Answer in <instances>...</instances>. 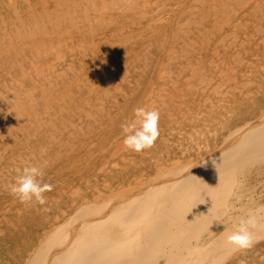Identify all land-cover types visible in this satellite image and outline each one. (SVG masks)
Instances as JSON below:
<instances>
[{"label": "bare ground", "instance_id": "6f19581e", "mask_svg": "<svg viewBox=\"0 0 264 264\" xmlns=\"http://www.w3.org/2000/svg\"><path fill=\"white\" fill-rule=\"evenodd\" d=\"M19 3L27 7L24 14ZM7 11L14 18L8 16ZM184 11L188 12L186 21L182 18ZM211 11L229 26L233 34L241 35L236 44L238 42V49L243 50L249 60L240 72L234 69V65L224 63L222 57H218L217 68L211 72L206 62L210 60L207 58L205 61L196 48L195 41L200 31L214 34L215 27L208 24ZM236 12L231 0H40L39 6L35 5V0H0V160L4 158L6 161V164L0 162V185L4 189L15 182L23 167H41L46 157L60 160L62 142L51 153L45 144L40 143L38 158L32 151L28 137L39 140L41 128L66 134L70 142L73 133H83L86 122L98 123L106 113L120 109L122 97L119 95L126 93L122 90L125 84L121 87L119 79L124 76L119 73V77L105 88L104 97H101L94 94L96 86L101 83L91 78L92 70L86 73L75 64L74 54L85 59L96 43H111L116 30L93 33L94 28L88 29L89 23L110 27L118 17L125 16L126 26L122 27L120 38L128 39L131 27L136 25L137 38L144 39L142 47L148 53L153 48L148 37L160 32L161 28L168 29L165 26L168 23L170 27L173 25L170 36L174 45L162 52L154 70L160 83L157 87L151 83L138 107L158 109L160 105L165 108L172 137L169 134L161 136V133L159 139L166 138L177 146L176 151L164 157L161 154L164 150L158 151L159 145L155 143L150 149L136 152L125 147L123 132L117 134L109 142L110 145L102 147L106 155L100 157L91 173L88 172L90 175L83 176L81 181L78 179L79 182L65 185L59 191L63 195L62 200L53 198L55 202L52 205L50 201L52 206L47 211L38 213L37 206L34 213L37 211L36 215L40 214L45 225L41 229L36 228L38 233L36 235L35 232L34 241L22 234L25 240L30 239L33 243L27 250L19 247L24 253L19 264H214L225 257L241 263L249 249L231 252L223 243L222 232L232 230V219L246 215L249 210L264 207V200L258 201L254 189L245 183V175L254 167L260 169L264 164V106L259 109L261 104L257 105L259 110L250 117L241 118L237 110L239 106L234 104V96L235 93L244 95L248 104L249 100L263 94L264 53L256 45L248 52L245 42L251 34L244 31ZM143 19L148 25H143ZM85 30L93 36L87 37ZM176 31L183 35L181 39L184 44L195 52L192 60H186L192 62L190 74L186 76H182L183 65L178 54L181 42ZM220 35V40L226 43L230 34L222 31ZM263 41L262 37L260 43ZM237 53L235 51L232 56L234 63L242 61ZM109 58L108 53L99 56L98 65H103ZM169 62L175 63L179 75L173 76ZM130 67L127 62L123 65L124 74L128 75ZM195 71L201 73L198 80L194 78ZM72 85L87 89L83 99L86 107L80 113L76 112L80 101L71 90ZM135 86L138 87L137 84ZM195 88L204 93L200 99L204 109L196 113L184 107L188 92ZM63 104L66 107H62ZM253 106H249L245 112L251 111ZM177 113L188 117L189 126L185 133L180 131L175 137L172 128H175ZM183 135L186 139L179 143L178 139ZM212 141H216L215 144L212 145ZM98 142L100 138L97 135L85 137L78 143V151H72L73 143H70L69 151L74 153V164L80 160L81 153L91 151ZM50 145L53 146L52 143ZM12 146L17 147V151L7 152ZM146 158L153 159L154 165L150 166H154L152 172H142L131 179H117L118 182L110 176L113 169L122 174L130 162L139 161L141 165ZM62 164L59 169L63 168ZM258 194H261V190ZM19 202L16 200V204ZM28 206L25 208L21 205L14 210L9 205L3 206L0 209V223H11L8 217L12 211L17 220L27 217L28 211L32 210L31 206L27 210ZM11 224L13 226H9L17 229L14 232H19L17 222ZM10 234L13 235L12 232ZM13 240L17 241L15 238Z\"/></svg>", "mask_w": 264, "mask_h": 264}, {"label": "rangeland", "instance_id": "374dc122", "mask_svg": "<svg viewBox=\"0 0 264 264\" xmlns=\"http://www.w3.org/2000/svg\"><path fill=\"white\" fill-rule=\"evenodd\" d=\"M231 1H232V5L234 4V7L236 8V11H237L236 15L240 16L242 27H244V31L248 32V34H251V36L245 42V45L247 46L248 52H249V49H250V51H251V49L253 50L254 46L256 45L255 47L258 46L259 47V48L257 47L258 50L260 52L264 53V45H263L264 41L260 43V41L262 40V37L264 38V36H263L264 35V0H253V1H251L252 4L249 1L245 2V0H231ZM35 5L39 6L40 5V0H35ZM186 5H188V4L186 3ZM19 7H20V10H21V12L23 14L27 11V7L25 5L19 3ZM240 11H241V13H240ZM6 13H8L7 14L8 16L14 18V16L12 15V13L10 11H7ZM196 15H199V14H196ZM187 16H188V12L184 11L183 14H182V18H183L184 21L187 20ZM209 18H210V20L208 21V24H210V25L215 27V29L213 30L214 34H211L209 32L207 33V31H202V32L200 31L199 35H197V38H196L197 40L195 41L196 48H198L200 50L201 55L204 57L205 61L207 60V58H208V60H210V61H206V62L210 66V71L211 72H213L214 69L217 68L216 66H217L218 57H222L224 63H228V64H231V65H234V69L237 72H240L241 70L244 69V65H246L247 61L249 60L248 57H247L248 55L243 50H240V48L238 49V47H239L238 46V42L236 44L237 39H239L241 35L240 34H233V32L231 31L229 26L227 24H223L224 21L221 18L217 17V15L214 13V11L210 12V17ZM255 18H256V20H255ZM136 21H138V20H136ZM142 23H143L144 26L148 25V23L146 22V19H143ZM250 23H252V24H250ZM125 26H126V17L123 16V15L121 17H118L115 20V22L110 25V27L108 25H100V24L97 25L95 23H89L88 24V29H89V27L94 28L93 33L94 32L101 33V32H104V31L108 32L107 30L110 31V30L116 29L114 31V33H113V36L111 37V43H108V44H106L104 42L96 43V45L93 47L91 52H89V55H87V57L85 59H82L77 54H74L75 64L80 66V68L86 73H87V70H89V69L92 70L91 78L94 79V80H99L100 81L98 83L99 84L101 83V85L100 86H96L97 90L95 89V92H94V94H98V96L104 97L105 88L110 87L111 83L113 82V80L117 79V77H119L120 74H122V76H124V77H122L123 81L121 80L122 78L119 79V83L121 84V87H122V85L125 84V86L122 87V90L125 91V93H126L125 95H119L118 94L119 96L122 97V100L120 99L121 102H122L121 106H120V109L117 110L114 113H110V114L106 113V115H104L105 117L101 118L100 121H98V123H93L94 121L93 122H86L83 125V130H82L83 133H73L71 135L72 139L70 138L71 140H69L70 142H68V136H66V134H59V133L55 132V130H51L52 131L51 132L48 128L47 129L46 128H41V130H40L41 132L39 134V140H37V139H35L34 137H31V136L28 137V140H27L28 144L30 145L31 148H33L32 151L35 153V156L37 158L40 157L39 156V148H38L40 143L45 144L48 147V150L51 153V152H53L56 149V146L59 145L62 142L60 144L61 147L59 148L60 156H61L60 160H58L59 158L58 159L50 158V157H46L45 159L42 158L43 159V163H42L41 167L44 168V170H46L45 171L46 175L43 178L44 182H46V183H48V184L53 186L51 191H49V192L47 191L46 194H45V196L47 197V200H48V202L45 205L46 207L43 206V205L36 204V203L35 204L32 203L33 205L29 204V206L27 204H23L21 202H19L21 204H19V203L16 204V200H18V199H16V197L11 194V185L12 184L7 189H4L0 185V203H1L0 204V206H1L0 209L3 206H6V205H9V206L13 207L12 210H14L16 207L17 208L21 207V205L23 207H25V208H27V206H28L29 208L27 210L30 209V206L32 207L31 208L32 209L31 212L28 211L29 215L32 213L30 215V217H28L29 216L28 215L27 217L22 218V220H21V218L19 220H17V216L15 215L14 211L9 213L10 217H8V220H10L11 223L12 222L13 223L17 222V224H18L17 228H18V230L20 228L19 232L21 231L20 235H19L18 231H15L17 233L14 232V230H17V229H14L15 227L9 226V225H12L11 223H9V221H8V223H7V221H4V222L1 221V223H0V238H1L0 239V248H1V246H2V248L0 250V258L1 257L2 258L0 260V264H4V263L6 264L7 261H8L7 264H10V262H13L11 264H19V261L22 259L21 257L23 256L22 254H24V253H22L23 250H27V248H29V246H31L30 244L33 243V241L35 239V236L38 233V230L36 228L41 229L45 225V223H44L45 221L41 218L40 214L36 215V212L38 211V213H40L39 211L44 210L45 208H47V209L51 208V206L54 204L53 202H55L54 201L55 198L58 199V200H60V199L62 200L63 195L60 192L62 191V188L65 185L71 184L73 182L74 183L75 182H79V181H81L83 179V176L85 177V176L90 175V174H88V172L91 173V169H94L93 166L96 165V163L99 161L100 157L103 156V155H106V153H104V151H102V147L110 145L109 142L117 134H120L122 132L121 125L123 123H125V122L131 121L134 118L133 109L137 108L140 105V103L142 101V98H145L144 97V95L146 96L145 92L146 93L148 92V87H150L151 83L153 82L154 84L153 83L152 84L155 87H157L158 84L160 83V82H158L160 80H158L157 77L154 75V70L157 67V64H158V61L160 60V56L162 55V52H164L165 50L169 49V47L171 45L172 46L174 45L173 44L174 42H172V44H171V41L173 40V37L170 36V34H171V29L170 28H173L172 27L173 25L170 27V25L168 23V25H165L166 27L167 26L169 27L168 29L166 28V30H163L161 28L162 30L160 29V32H158L155 35H152V36L148 37V39L150 38L149 40L152 42V46L154 48V50L152 48V52H149V53L146 52L145 49H143V47H142L143 43H144V39L137 38L138 28H137L136 25L131 27L128 39H126V40L124 39L123 40L122 38H120V32H121V30H123L122 27H125ZM249 26H251V27H249ZM258 26H260V27H258ZM222 31L227 32V33L229 32V34H230L229 35V39L226 41V43L220 40V36L222 35V34L220 35V32H222ZM84 32L87 33L86 34L87 37H92L93 36V35H90L89 34L90 32H87V30H85ZM176 34L179 37L180 42H181L178 54L180 56L179 59L181 58L182 65H183L182 76H186V75H188V73L190 74V71H191V68H190L191 66L190 65L192 63L191 61L188 62L186 60H188L189 58L192 60L195 52H194L193 48H191L188 45L184 44V41L181 39V37L183 38V35L180 32L176 31ZM258 35H259V37H258ZM234 39H236V40L234 41ZM256 42H257V44H256ZM216 46H218V47H216ZM119 49H121V50L119 51ZM203 50H204V52H203ZM235 51L238 52L237 56L242 59L241 62L234 63V58H232V56L234 57L233 54H234ZM106 53H108L110 58L107 59V61H105L103 63V65L99 66L98 65L99 56H104ZM228 53H230V54H228ZM111 55H113V56H111ZM114 55H115V57H114ZM123 56H124V58H123ZM183 59H184V61H183ZM95 60H97V61H95ZM112 60H113V62H112ZM135 61H136V63H135ZM146 61H147V63H146ZM126 62L129 64V66H131L130 67V72L131 73L129 72L130 74L128 73V75L124 74L125 72L123 71V65ZM142 63H143V66H142ZM91 64H93V66ZM149 64H151V65H149ZM171 64H173V65H171ZM148 65L151 66L152 68L148 67ZM168 66L170 67V70H172V73H173L174 77L179 75L178 74V69H177V67H176L174 62H172V63L169 62ZM171 66H173V67H171ZM137 71H138V73H137ZM140 73L142 75H140ZM148 73H150V74H148ZM195 73L196 74L194 75V78L198 80L201 77V73L199 71L198 72L195 71ZM145 74H146V77H144ZM138 75H139L140 79H139ZM141 76H143V77H141ZM97 77H99V78H97ZM134 78L136 79V81L134 80ZM127 79H129V81H127ZM151 79H153V80H151ZM125 80L127 82H129V83L126 84L127 82ZM144 82H146V83H144ZM141 83L144 84V86L141 85L142 87H140L139 85ZM136 84L138 85L139 88L135 86ZM184 84H185V81H184ZM183 86L184 85H182V87ZM262 86L264 87V81L261 83V88H263ZM129 88L130 89L132 88L131 89L132 92H131V90L129 91ZM71 90L73 91L75 97L80 101L79 105H77L78 108L76 110L77 113H80L82 108L86 107V103H84L85 101H83V99L86 96L87 89L85 87H76L75 85H72ZM262 90H263V94H264V88ZM188 93H189V94H187L188 98L186 99L184 107L189 109L190 112H195L196 113V112L202 111L204 108L201 106L200 99L203 97L204 93L202 91L197 90L196 88L195 89H191V91H189ZM263 94L259 95L258 98H253V99L249 100V102H251V101L252 102L251 103L248 102V104H247L246 102L248 101V99L245 98V100H244V95H241L239 93H235L234 98H235V100L236 99L237 100H236V102L234 100V104H236V103L238 104L239 107L237 108V110H238L239 115H240L241 118L250 117L253 113H255L256 110L258 109L257 105L261 104V107H259V109L264 106L263 105L264 101H262L264 99V97L262 96ZM194 99H196V100H194ZM260 99H261V101H259ZM91 101L92 100H90V103H91ZM107 102L109 104L113 103L112 101H107ZM256 102H257V104H256ZM246 105H248V107ZM249 106H253V108L250 107V108H252L251 111L252 110H255V111L245 112V111L249 110ZM62 107H66V106H64V104H63ZM76 107H74V108H76ZM246 108H248V109H246ZM56 109H60V108L57 107ZM164 109L165 108H161L160 105H158V109L157 110L159 111V114L161 113L160 116L164 115L162 117L163 119L159 116V118L161 119V120L159 119V132H160V134L163 133V134H161V136L166 137L165 135H168L170 133V127L168 126L169 125V117L167 116V113H166V111ZM178 110H179V108L177 109V111ZM62 113L65 114V112H62ZM218 113H219V111H218ZM176 115L177 116H175V120H174L176 122V125L174 126L175 128H172V130L175 133V137H177L176 134L178 132H180V131L182 133H185L186 129L189 126L188 117L183 116L181 113H177ZM165 118H167L166 121H164ZM104 121H106V122H104ZM160 127H163V128H160ZM161 130H162V132H161ZM166 131H168V132H166ZM96 135L100 138V142H98L97 145L92 147L91 151H89L90 153L89 152L81 153V155L78 158V160L79 159L80 160L79 161L77 160L78 163L74 164V161L72 159V154H74V153H72V151H78L77 150V149H79L78 148L79 147L78 143L80 142V140H82L85 137L91 138L92 136H96ZM100 135H101V137H100ZM168 136L172 137L171 134H169ZM185 139H186V136L183 135L182 137H180L178 139L179 143L180 142L181 143L184 142ZM167 142H168V144H167ZM215 142L216 141H212V145L215 144ZM50 143H52L53 146H51ZM70 143H73V150L71 152L69 151ZM155 143L157 145H159L158 149H160V150H158V151H163L164 150L163 152H161L162 156H164V157H166L167 154H172L174 152V150L176 151V148H177V146H174L173 144H171L166 138L165 139L164 138L163 139H159V137H158V139L156 140ZM54 144H55V146H54ZM99 145H100V147H99ZM71 148H72V146H71ZM16 151H17V147H15V146L9 147L8 150H7V152H9V153H13V152H16ZM88 153H89V155H88ZM65 154H67V155H65ZM68 160H69V162H68ZM146 160L147 161L150 160L151 163L149 161H148L149 162L148 163ZM51 161H53V162H51ZM0 162L3 163V164H6V161H5L4 158H2V160H0ZM50 162L53 164V166H52V164ZM63 162H64V164L67 167L64 164H62ZM138 162L139 161L136 162L134 160L133 162H130V164L128 163L131 166L132 169L130 168L129 165H127L126 170L122 172L123 175L118 173L115 169H113L111 171V173H110V176H112L113 180L115 179L114 180L115 182H118L117 179H119V181H121L122 179H126V178L127 179H131V178L135 177L136 175H139L142 172L143 173H150L154 169V166L150 167L151 165H154L153 159L146 158L145 161H144L145 163L144 162L142 163V164H144V166H141L142 164L140 165V164H138ZM132 163H133L134 166L131 165ZM61 164L63 165V168L59 169V166H61ZM88 164H89V166H88ZM45 165H47V166H45ZM83 165H86L87 167L83 166ZM136 165H140V167L138 166L139 167L138 168ZM52 167H53L54 170L52 169ZM56 167H58V168H56ZM64 167H66V168H64ZM80 167H81V170L83 172L82 171L80 172ZM263 167H264V164H262V167L260 169L257 168V167H254L251 170L252 173L249 172V173H247L245 175V178H246L245 179V183L247 184V186L249 188L251 187L252 190L254 189L253 191H254V193L256 195L255 198H257L258 201H260V202L264 200V168ZM148 168H150V170ZM259 171L261 172V174H259L260 173ZM70 172H71V174L69 175ZM50 173H52L54 175V177H53V175H49ZM61 175L64 178H62ZM78 179H79V181H78ZM250 181H252V182H250ZM53 183H55V184H53ZM59 183H61V184H59ZM260 190H261V194H258V193H260ZM51 192H53V193H51ZM49 197H52V199L49 198ZM11 199H13V200H11ZM50 201H52V205H51ZM14 204H15V207H14ZM38 205H39V207H38V210H37V206ZM35 207H36V209H35ZM34 210H37V211H35V213H34ZM34 215H35V217H33ZM37 216H38V219H37ZM11 217H13V218H11ZM15 217H16V219H15ZM13 219L16 220V222H14ZM23 221H25V222H23ZM32 221H34L35 223L32 222ZM36 222H37V224H36ZM19 223H20V227H19ZM38 223L40 225H38ZM1 224H3L4 226H2ZM26 225H27V227H26ZM33 226L35 227V230H34ZM4 227H6V228H4ZM8 229H10V230H8ZM3 230H4V233H3ZM24 230H25V232H24ZM11 232L13 233V235L15 237L12 234H10ZM35 232H36V235H34ZM31 233H32V235H31ZM8 234H9V236H8ZM22 234L30 236V239H32L33 241L30 240V239L29 240H25L24 239L25 237ZM10 235H12V237H13L12 240L10 238ZM16 235H18V236H16ZM33 235H34V237H33ZM14 238H15V240L17 239V241H14L13 240ZM7 239H10L11 242L9 240H7ZM5 240H6V242H5ZM260 240L257 243H255L254 246L251 249L246 251L247 253L244 255L242 261L240 259L241 263H238V261L236 259H228L227 258L225 260V264H226V262H227V264H250V263L251 264H264V241H263L264 239H262L261 241ZM9 243H10V245H12L15 248H10L11 246L9 245ZM14 243H16V244L14 245ZM23 243L26 244V248H25V244L23 245ZM5 246H6V249L3 250L5 248ZM21 246H23V247H21ZM19 247L23 248L22 252H21V250H19L20 249ZM260 250L262 251V253H261ZM5 251L6 252L8 251L7 253H11V252H13V253L12 254H7ZM17 252H18V254H17ZM14 253H15V255H14L15 259H13V257H12ZM4 255H5V258H3ZM229 257L231 258V256H229ZM254 257H255V259H254ZM230 260H232V261L230 262ZM2 261H3V263H2Z\"/></svg>", "mask_w": 264, "mask_h": 264}, {"label": "clouds", "instance_id": "9594fccd", "mask_svg": "<svg viewBox=\"0 0 264 264\" xmlns=\"http://www.w3.org/2000/svg\"><path fill=\"white\" fill-rule=\"evenodd\" d=\"M133 112L134 118L121 125L124 145L128 149L141 152L152 148L158 139L160 114L157 109L145 107H137ZM44 176L45 170L42 167L35 165L23 167L11 185V194L23 204L46 205L45 193L51 191L53 186L44 183ZM232 225L231 231L222 232L224 245L233 253L251 249L255 243L264 238L262 235L264 234V207L249 210L246 215L232 219ZM225 259L226 257L218 259L214 264H225Z\"/></svg>", "mask_w": 264, "mask_h": 264}]
</instances>
